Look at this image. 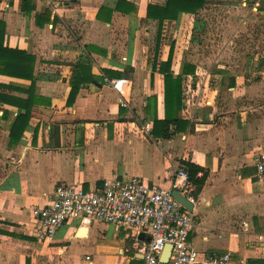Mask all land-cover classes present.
<instances>
[{
	"label": "crops",
	"instance_id": "crops-1",
	"mask_svg": "<svg viewBox=\"0 0 264 264\" xmlns=\"http://www.w3.org/2000/svg\"><path fill=\"white\" fill-rule=\"evenodd\" d=\"M60 2L54 11L45 0H0L3 45L33 64L32 77L0 73V93L30 106L11 144L21 109L0 101V264H143L132 232L104 222H69L38 241L32 208L61 183L90 189L136 175L170 189L183 161L204 176L192 192L197 248L233 250L230 264H264V177L255 164L264 152V67L254 69L249 52L243 62L236 35L227 39L233 50L205 56L208 66L200 50L188 55V28L203 29L213 0L162 20L149 6L166 0ZM242 6L264 12V0ZM167 71L182 76V103L161 126Z\"/></svg>",
	"mask_w": 264,
	"mask_h": 264
},
{
	"label": "built area",
	"instance_id": "built-area-1",
	"mask_svg": "<svg viewBox=\"0 0 264 264\" xmlns=\"http://www.w3.org/2000/svg\"><path fill=\"white\" fill-rule=\"evenodd\" d=\"M54 11L60 0H45ZM259 179L264 177V152L256 156ZM172 188L148 183L141 176H114L103 181L98 188L57 184L53 190L43 192L44 202L32 208L35 220L34 235L38 241L50 240L64 224L95 222L111 224L116 232L129 230L133 248L143 255V264H230L233 250L225 253L202 252L190 234L194 224L192 211L172 195L179 190L190 202L196 203L194 185L186 169L176 172ZM149 238L140 241L139 234ZM172 244L167 262L159 260L164 246Z\"/></svg>",
	"mask_w": 264,
	"mask_h": 264
},
{
	"label": "rangeland",
	"instance_id": "rangeland-1",
	"mask_svg": "<svg viewBox=\"0 0 264 264\" xmlns=\"http://www.w3.org/2000/svg\"><path fill=\"white\" fill-rule=\"evenodd\" d=\"M211 3L208 9L200 14L203 29L195 31L188 28L190 38L186 42L188 55L191 57L197 56L200 50L204 56L200 58V61H197L202 62L203 66H208L211 64L212 59L205 58V56L221 48L230 47L233 50L235 44L234 50H237L238 53L244 49V52H241L243 62H246V56L249 52L250 62L251 59L256 60L251 66L256 70L264 67V12L256 13L248 8L244 10L242 0H213ZM253 15H255V18L252 17ZM230 18L233 19V22L235 21L234 23L236 21L237 23L231 26ZM242 20H246L247 24H245L243 31H238L239 28H236V25ZM235 35L237 36L235 38L241 43L236 41L231 46L228 45L227 39ZM258 36L261 40L259 43L256 40ZM221 61L225 62L226 60L224 58Z\"/></svg>",
	"mask_w": 264,
	"mask_h": 264
},
{
	"label": "trees",
	"instance_id": "trees-1",
	"mask_svg": "<svg viewBox=\"0 0 264 264\" xmlns=\"http://www.w3.org/2000/svg\"><path fill=\"white\" fill-rule=\"evenodd\" d=\"M207 0H166L165 5L153 4L149 6V12L153 9L158 10L156 13L160 20L164 18H175L179 11L195 12L199 7H202ZM153 12L151 11V14ZM4 27L0 21V73H15L19 77H32L33 64L29 61L31 56L27 55L25 51L13 50L3 45ZM194 68L192 64H185V71H191ZM165 104L166 117L159 120L161 126L168 125L169 122L176 120V111L181 107L182 103V76H173L170 71L165 73ZM0 101L9 102L18 105L21 110L13 122L11 127L10 143H15L20 138L24 126L28 123L30 114V106L28 100L18 98L16 96H7L0 93ZM25 108V111H22ZM158 122V121H157ZM23 127V128H22ZM13 130V132H12ZM182 168L189 173L191 182L202 184L203 177H197L198 171L201 168L191 162L183 161ZM205 174V172H204ZM196 193V192H195Z\"/></svg>",
	"mask_w": 264,
	"mask_h": 264
},
{
	"label": "water",
	"instance_id": "water-1",
	"mask_svg": "<svg viewBox=\"0 0 264 264\" xmlns=\"http://www.w3.org/2000/svg\"><path fill=\"white\" fill-rule=\"evenodd\" d=\"M172 195L174 196L175 199H177L180 203H182L188 210L192 211L193 210V203L187 199V197L182 194L179 190L177 189H172ZM172 251V244L167 243L159 257V260L163 263L167 262L169 259V256Z\"/></svg>",
	"mask_w": 264,
	"mask_h": 264
}]
</instances>
